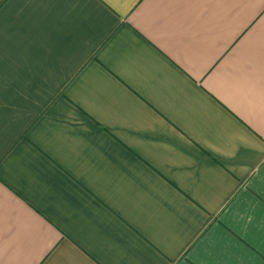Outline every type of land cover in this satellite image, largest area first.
Instances as JSON below:
<instances>
[{"label":"crops","instance_id":"1","mask_svg":"<svg viewBox=\"0 0 264 264\" xmlns=\"http://www.w3.org/2000/svg\"><path fill=\"white\" fill-rule=\"evenodd\" d=\"M0 264H264V0H0Z\"/></svg>","mask_w":264,"mask_h":264}]
</instances>
